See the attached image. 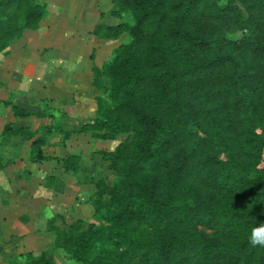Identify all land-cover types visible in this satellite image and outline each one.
<instances>
[{"label": "trees", "instance_id": "1", "mask_svg": "<svg viewBox=\"0 0 264 264\" xmlns=\"http://www.w3.org/2000/svg\"><path fill=\"white\" fill-rule=\"evenodd\" d=\"M112 2L135 24L111 62L94 67L112 102L100 100L74 134L123 140L101 152L117 181L92 195L102 224L55 216L56 247L80 264H264V246L249 242L264 224V0ZM44 13L36 0H0V54ZM52 133L28 132L37 160Z\"/></svg>", "mask_w": 264, "mask_h": 264}, {"label": "rangeland", "instance_id": "2", "mask_svg": "<svg viewBox=\"0 0 264 264\" xmlns=\"http://www.w3.org/2000/svg\"><path fill=\"white\" fill-rule=\"evenodd\" d=\"M36 2L45 10L38 28L28 29L0 54V80L8 89L0 90V199L26 201L6 213L10 220L0 221V264H27L31 258L80 264L56 247L49 228L57 215L68 224L104 222L92 195L99 183L112 188L117 176L101 152L116 150L123 140L74 132L96 119L100 100L112 102L108 78L94 83V67L111 62L115 49L130 41L135 20L131 12L117 16L112 0ZM6 101H24L34 115L16 117ZM9 124L26 131L7 135ZM48 129L53 133L42 149L47 159L39 161L28 132L38 137ZM72 155L78 169L67 172L64 163ZM18 173L24 178L12 180Z\"/></svg>", "mask_w": 264, "mask_h": 264}, {"label": "crops", "instance_id": "3", "mask_svg": "<svg viewBox=\"0 0 264 264\" xmlns=\"http://www.w3.org/2000/svg\"><path fill=\"white\" fill-rule=\"evenodd\" d=\"M4 66H8V63H6V65H4ZM0 68H3V67H0ZM7 69H9V68H7ZM4 89H7V88L4 86V84L0 80V90H4ZM18 104L20 106L24 107L25 109L30 110V109L26 108V105H24L25 104L24 101H22V103H18ZM3 171L4 170H1L0 176H4V174H2ZM21 174H23L25 176V173H18V176L16 174H14L12 180L17 179V181H18V180L24 178V177H22L23 175H21ZM17 184H19V182ZM19 194L20 195H18V196L20 198L24 197V195L21 192H19ZM2 198H6V196L2 195ZM7 200L6 199H0V221H2L3 223H5L10 218V217H8V214H6L8 211H9V213H11L12 210H13V212L15 211V208H21V206L23 208L24 204L26 203V201L23 198L21 201L16 200L13 202L10 200H8V201Z\"/></svg>", "mask_w": 264, "mask_h": 264}, {"label": "clouds", "instance_id": "4", "mask_svg": "<svg viewBox=\"0 0 264 264\" xmlns=\"http://www.w3.org/2000/svg\"><path fill=\"white\" fill-rule=\"evenodd\" d=\"M249 242L253 245H261L264 246V224H261L258 227H254L251 230V234L249 236Z\"/></svg>", "mask_w": 264, "mask_h": 264}]
</instances>
